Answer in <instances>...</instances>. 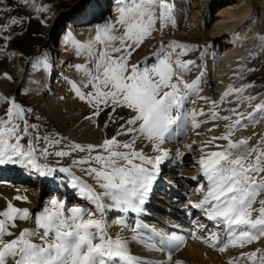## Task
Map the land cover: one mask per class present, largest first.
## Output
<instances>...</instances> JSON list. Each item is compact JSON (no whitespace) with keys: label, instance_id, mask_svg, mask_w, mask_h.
I'll return each mask as SVG.
<instances>
[{"label":"snow or ice","instance_id":"6c2138e0","mask_svg":"<svg viewBox=\"0 0 264 264\" xmlns=\"http://www.w3.org/2000/svg\"><path fill=\"white\" fill-rule=\"evenodd\" d=\"M15 2L32 13L48 11L38 0ZM174 7L170 0H121L115 19L98 26L87 42L66 32L65 52L82 62L71 65L74 75L65 76L64 83L73 99L87 108L84 119L105 133L102 142L84 145L60 133L42 135L44 125L30 122L33 109L22 106L15 97L0 94V165H19L39 177L65 174L70 181L68 186L85 202L83 206L67 207L53 199L34 217L28 209L7 203L6 210H0V264H151L131 255L127 240L109 234L113 224L130 229L134 233L131 240L148 251L178 250L186 241L184 235L178 234L183 231L188 232V238L199 239L220 253L264 238V199H258L264 194V137L238 155L234 150L249 141L232 139L245 122L254 125L264 118V100L247 117L242 110L260 99L245 95L255 87L254 83L229 85L219 98L200 96L205 73L201 70L192 82H187L186 77L199 66L194 60L183 59L189 46L175 41H161L160 49L151 57L132 62L133 55L155 39L154 33L170 23L175 26ZM0 8L13 10L3 0ZM24 23L17 17L8 22L7 14L0 13V44L10 43L12 31ZM260 47L264 51V37L260 38ZM37 64H42L49 75L55 71V62L47 56L29 61L30 67ZM61 67H69V62ZM4 76L15 83L11 76ZM236 79H244L243 69ZM196 99L202 100L208 111L203 106L186 107ZM225 103L234 106L220 115ZM35 119L39 121L40 117ZM220 120L226 122L227 131L201 145L197 163L203 181L196 189L197 200L185 204L192 226L182 229L174 225L175 230L170 233L157 232L143 217L160 165L170 155L164 144L172 138L173 127L195 132L203 124L212 123L208 131H213ZM110 124L116 125V132L107 137ZM187 147L192 150V145ZM145 148L153 154L149 155ZM50 157L57 158L55 166L48 162ZM65 158H71L70 165L61 163ZM77 171L93 183L77 176ZM22 199L26 201V197H15L17 201ZM257 203L259 206L254 207ZM110 212L118 214L114 221L106 218ZM30 218L34 220L33 229L24 228L18 234L13 231L18 227L17 220ZM144 232L152 235L142 239ZM153 236L160 237L159 244L164 247L147 242ZM37 239L40 243L34 242ZM241 259L264 264V251L241 252L227 264H239ZM166 262L173 264L172 251L166 255Z\"/></svg>","mask_w":264,"mask_h":264},{"label":"rangeland","instance_id":"374dc122","mask_svg":"<svg viewBox=\"0 0 264 264\" xmlns=\"http://www.w3.org/2000/svg\"><path fill=\"white\" fill-rule=\"evenodd\" d=\"M114 1L117 3H113ZM3 2L13 9L12 11H8L7 8H0V13L7 14L8 22H10L12 17H17L18 19L24 20L25 23L22 28L17 26L12 31V39L10 43L8 41H4L3 44H0V94L15 97L22 106L33 109L30 122L44 125V127L41 128L42 135L45 132L52 134L60 133L61 135L68 137L69 140L84 145L98 144L102 142V139L105 138V133L100 129L95 128L89 123V121L84 119V116L88 113L87 108L77 100H73L72 94L68 91V86L64 83L63 78L65 76L72 77L74 75L71 71V65L82 62L78 59L74 60L72 55L65 52L66 32L71 31L76 39L81 42H87L90 37L94 36L95 30L98 26L115 19L114 15H111L112 10L114 7H118L121 4V0H102L101 5L99 6L92 5L91 0H82L76 4H73V0H38V3L48 9V11L44 13H32L31 11H25L24 9L19 8L15 0H3ZM234 4L235 2L233 0H214V2L210 5L208 13L210 16H215L218 10L227 9L228 7L230 8ZM250 4L248 17L236 30V34L232 39L233 44H235L238 50H240V55L237 69L231 74V80L229 83V85L235 84L237 86L239 84L254 83L255 87L249 88L245 95L258 96L260 99L254 101L251 107L242 109L246 117L249 113H253L256 104L260 103L261 100H264V51H261L260 47V38L264 37V16L261 15L259 6L255 0H250ZM77 13L82 15L83 18L76 19L75 15ZM216 19L218 20L219 18L217 17ZM41 20H46V25L42 23ZM174 20L175 26L170 23L163 29V31L154 33L155 39L147 41L133 55L132 62L135 63L143 61L145 58L151 57L160 49L161 41H164L165 43H171L173 41L183 43L188 45L190 49L188 54L184 56L183 59L194 60L199 66L186 77L187 82H192L196 75L203 70L205 75L201 83V87L204 89L211 88L212 83L209 81L210 78L207 71L208 60L206 55L207 53L211 54L212 52L218 56L225 54L227 49H225V46L220 43L225 36H219L216 39L207 41L205 40V35H207L208 31L207 24H194L195 30L198 33L200 30L203 34L202 36L197 35L192 38L181 33L179 38L174 39L166 34L167 31H169L168 29H170V31L178 29L176 19ZM67 22L71 25L69 27L70 29H67ZM157 27H159V22ZM173 34L174 32L171 33L172 36ZM45 56L55 62V71L51 75H49V73L43 68L42 64H37L36 67L29 66V61L35 62ZM175 58L176 55L173 54V59ZM65 61L69 62V67L62 69L61 66ZM241 69H243L244 79L237 80L236 76L240 74ZM248 69L256 70L248 71ZM4 74L11 76L15 83L7 80ZM64 89L66 91H63ZM23 93L27 94L25 95ZM62 96H66L67 99L62 100ZM219 97L220 96H215L213 98ZM232 106L234 105H227L226 107L229 108ZM0 113H2V109H0ZM223 114L225 115L227 113L224 111ZM256 116L259 117V113H257ZM36 117H40V120L37 121L35 119ZM259 119L254 125L245 122V127L235 132L232 137L234 141L247 139L249 143L246 146H242L238 150H234V154L238 155L244 153L245 148L256 146L257 142L264 137V131L262 132V129L258 128ZM100 122H103V118H101ZM226 131L227 128L225 125L221 129V134H224ZM115 132L116 125L110 124L107 129V137L113 136ZM173 132L172 138L165 144H170L171 147L173 146V148L177 149L180 144H175V142L173 144V138L176 136L175 131ZM121 139L126 138L121 137ZM180 140H182V135H180ZM218 142L219 144L226 143L225 141ZM56 160V157H50L48 162L55 166ZM61 163L64 166H68L71 164V158H65L61 161ZM188 163L189 162H186L185 160L186 165L184 166L189 167L187 169L196 167L194 163L191 164V166L188 165ZM0 167L4 170L7 165H0ZM75 174L85 179L89 184L93 183V181L84 176L83 173L77 171ZM41 179L47 181V187H45V189L37 188L39 180V176L37 175H35V180H37V182L33 183L34 185L32 184L31 186L34 191L39 192L40 196L37 204L30 198L26 199V201L23 199L21 201H17L13 197H10L7 193V189L11 188L13 183L8 184L4 182V180H0V210H6L7 203L11 202L15 207L28 209L34 217L43 211L44 206H42V203H44L45 199L48 197L54 196V193L56 194L51 199H58L59 201L64 202L67 207L72 202H76L74 199L77 197L76 194L67 192V190L64 189V192L67 193L62 196V191L57 190L56 192L53 191L54 187H50L51 181H48L49 179H55L53 183L57 182L62 184L63 187L68 186L70 181L65 174H58L56 178L41 177ZM53 183H51L52 186ZM193 185L196 186L197 184L193 183ZM41 190L44 191L41 192ZM157 191H161L162 194L155 193L153 195L161 197V199H165L167 201L171 200V196L168 191L163 192V190L158 189ZM59 192L61 194H59ZM67 195L72 199H66V201L63 199V201L62 198H67ZM261 196L264 197V194ZM88 207L94 206L88 205ZM154 209L157 211L159 210L156 206ZM110 214H112V217L115 219L117 218L118 214L114 212H110ZM146 215L152 217L155 216L153 214ZM115 219L110 218L108 220L114 221ZM16 223L18 227L13 229V231L17 234L24 228L33 229L35 227L33 218H30L27 221L17 220ZM152 225L153 224H151V226ZM152 228H156V226L154 225ZM127 231V236L133 233L129 229H127ZM167 231L168 230H165V232ZM146 234L151 235L150 232H144L142 233L143 239L146 238ZM117 235L119 234L117 233ZM117 235L115 234L111 236L115 238ZM34 242L40 243L38 239Z\"/></svg>","mask_w":264,"mask_h":264},{"label":"bare ground","instance_id":"6f19581e","mask_svg":"<svg viewBox=\"0 0 264 264\" xmlns=\"http://www.w3.org/2000/svg\"><path fill=\"white\" fill-rule=\"evenodd\" d=\"M80 1L82 0H73V4H76ZM91 1L92 5L97 6L101 5L102 2V0ZM170 1L174 2L175 7L173 10V17L174 19H176V22L178 24V29H174L172 31L168 29L169 31H167L166 33L172 38H179L181 33L185 34L187 37L192 38L197 35L202 36L203 34L200 30L199 33L195 30L194 24H207L208 31L207 35H205V40L207 41L216 39L219 36H225V38H223L220 42L222 45L225 46V49H227L225 51V54H221L218 56L212 52L211 54L207 53L206 55V58L208 60L207 71L210 78L209 81L212 83V85L209 89H204L201 87L203 90L200 92V96L205 97L213 98L215 96H221L223 92L226 91V89L228 88L231 80V74L237 69L239 63L240 50H238L237 46L233 44L232 39L236 34V30L240 27V25H242V23H244V21L248 17L251 5L250 0H233L235 4L232 5V7L218 10L215 16H210L208 13L210 5L214 2V0ZM255 1L259 6L261 15L264 16V0ZM113 3L117 2L114 1ZM117 12L118 7H114L111 15H114V17H116ZM75 16L76 19L83 18V16L78 13ZM217 17L219 18L218 20L216 19ZM66 26L68 29L71 25L69 22H67ZM172 32H174L173 36L171 35ZM63 91L66 90L64 89ZM227 105L229 104L225 103L221 105V108L219 110L220 115H224V109L227 108ZM202 106L205 107V111H208L207 106L204 105V102L199 99H196L195 103L190 106L186 105V107H191L195 109H199ZM200 119H205V117H200ZM216 123L218 124V126L215 127V130L213 131H208L209 128L213 127L212 123L203 124L201 128L195 130V132H199L200 135H196L191 128H188L184 132L182 129L176 128V126H174L173 131H175L176 136H174L173 138V144L174 142L175 144H180L179 147L176 149L173 148V146L171 147L170 144H164V147L169 150L170 155L160 165L161 174L159 173L158 179L154 182L149 200L145 205L147 209V214H153L155 216L152 217L145 215L143 218L145 223H150L149 225L151 228L155 225V230L157 232H165V230L174 231V225H180L182 229H189L192 226L190 218L185 214V204L187 201L197 200L196 189L198 183L203 181V177L201 176V170L197 163L201 156V145L212 137L220 136L221 129L226 125V122L223 120H220ZM258 128L262 129V132L264 131V118L259 119ZM180 135H182V140H180ZM193 141H196V144H193ZM217 143L219 142L217 141ZM188 145H192L191 151L187 147ZM140 146L141 145H138V147ZM210 150L213 149H205V151ZM145 151L149 155H152V152L149 148H145ZM177 153H179V155H177ZM185 160L186 162H189L188 165L191 166V164L194 163L196 167H192V169H187L189 167L184 166L186 165ZM35 175V173L30 172L27 168L24 169V167H21L19 165H7L4 170L2 169V167H0V180H4V182L8 184L13 183V185H11V188H6L7 193L10 195V197H13L15 199V197L19 195L22 197H26V199L30 198L34 200V203L37 204V201L40 196L39 192L34 191V189L31 187L33 183L37 182V180H35ZM193 177H196L197 179H193ZM54 180L49 179L48 181H51V183H53ZM51 183L50 187H54L53 191H62V194L59 192V194H61L62 196L66 195L67 192L76 194L77 197L74 198L76 202H72L70 205H68V207L83 206V204L85 203L83 200L78 199L77 192L70 186L63 187L62 184H59L57 182L53 183L52 186ZM193 183L197 185L194 186ZM46 184L47 181L39 177L37 188L45 189V187H47ZM64 189H66L67 192H64ZM157 189L163 190V192L168 191L171 196V200L167 201L165 199H161V197L153 195L155 193L162 194V192L157 191ZM42 191L44 190H41V192ZM55 194L56 193H54V196ZM54 196L45 199L44 203H42V206L45 207L46 205H49L50 201L52 200L51 198H53ZM63 199H65L66 201V199L71 200L72 198L68 197L67 195V198H62V200ZM258 199H264V197L261 196ZM155 206L160 210H158L159 212L154 209ZM258 206V203L254 205V207ZM195 212L196 210H193L194 215ZM106 218L115 219L110 213L106 215ZM204 223L208 222L205 221ZM151 224L153 225L151 226ZM201 226L204 225L201 224ZM168 231L165 233H170ZM127 232V229H123L115 224H113V226L109 228L110 235H117L118 233L123 239L128 241V248L131 255L148 260L151 262V264H167L166 255L169 254V251H172L173 264H175L176 261H180L181 264H227V262L231 258L239 256L241 252H250L256 249H261L262 251H264V238H261L258 242H254L253 244L248 245L244 248H229L226 252L220 253L214 250L213 248L207 246L199 239L188 238L187 231L178 233L186 237L185 243L178 250H169L165 248L163 252L148 251L147 249L142 248L143 246L141 244L131 240V237L134 233L130 234L129 232L130 235L127 236ZM151 235L146 234V238L144 239H147V237ZM221 236H223V233H221ZM159 240L160 237L153 236L152 239L148 240L147 242L155 243L157 245V248L164 247L163 245L159 244ZM233 264H236V262L234 261ZM239 264H251V262L241 259L239 261Z\"/></svg>","mask_w":264,"mask_h":264}]
</instances>
